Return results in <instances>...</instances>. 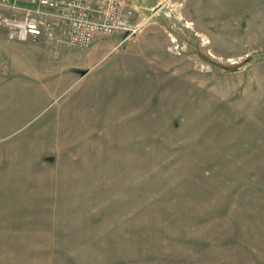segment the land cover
Wrapping results in <instances>:
<instances>
[{"label": "rangeland", "instance_id": "rangeland-1", "mask_svg": "<svg viewBox=\"0 0 264 264\" xmlns=\"http://www.w3.org/2000/svg\"><path fill=\"white\" fill-rule=\"evenodd\" d=\"M124 2L0 77V264H264V0Z\"/></svg>", "mask_w": 264, "mask_h": 264}, {"label": "built area", "instance_id": "built-area-1", "mask_svg": "<svg viewBox=\"0 0 264 264\" xmlns=\"http://www.w3.org/2000/svg\"><path fill=\"white\" fill-rule=\"evenodd\" d=\"M124 0H0V27L7 38L47 42L85 49L97 36L130 35Z\"/></svg>", "mask_w": 264, "mask_h": 264}, {"label": "crops", "instance_id": "crops-1", "mask_svg": "<svg viewBox=\"0 0 264 264\" xmlns=\"http://www.w3.org/2000/svg\"><path fill=\"white\" fill-rule=\"evenodd\" d=\"M94 45L95 52L100 44ZM93 47V48H94ZM58 57V66L66 61L65 48L59 44L47 42L44 38L27 41H14L7 38V32L0 27V67L7 68L9 74L0 77H44L41 65H48L52 58Z\"/></svg>", "mask_w": 264, "mask_h": 264}]
</instances>
